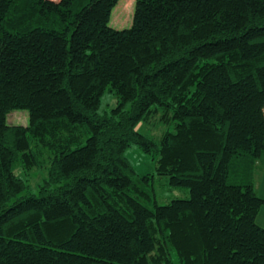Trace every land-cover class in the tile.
<instances>
[{
    "label": "trees",
    "instance_id": "obj_1",
    "mask_svg": "<svg viewBox=\"0 0 264 264\" xmlns=\"http://www.w3.org/2000/svg\"><path fill=\"white\" fill-rule=\"evenodd\" d=\"M133 1L0 0V264H264V0ZM132 145L189 197L145 205Z\"/></svg>",
    "mask_w": 264,
    "mask_h": 264
},
{
    "label": "rangeland",
    "instance_id": "obj_2",
    "mask_svg": "<svg viewBox=\"0 0 264 264\" xmlns=\"http://www.w3.org/2000/svg\"><path fill=\"white\" fill-rule=\"evenodd\" d=\"M133 4V0H119L112 11L110 25L118 30L128 28L132 23ZM115 103L116 99L110 98L109 94L106 93L103 97L102 110L112 108ZM7 122L9 125L27 126L29 123L28 112L24 110L13 111L9 114ZM173 128L174 124L171 121L169 123L162 122L160 114L153 115L146 122L140 123L137 126V130L141 134L155 142L158 141L161 135L166 131H173ZM125 156L133 166L138 177H143L145 175L152 176V180H149V186L144 185V190L150 195V200L144 202L145 205L151 207L154 202L158 205H165L172 200L187 199L189 197L187 191L170 188L167 184V178L155 174L157 157L143 154L134 145L127 149ZM48 165L49 164H45L40 169H34L25 174H23L21 170L16 172V174L23 178L30 186L29 193L31 195L37 194L38 184L47 176ZM260 185L261 182L258 177L255 184V191L259 196L262 195L264 197V185L262 187Z\"/></svg>",
    "mask_w": 264,
    "mask_h": 264
},
{
    "label": "crops",
    "instance_id": "obj_3",
    "mask_svg": "<svg viewBox=\"0 0 264 264\" xmlns=\"http://www.w3.org/2000/svg\"><path fill=\"white\" fill-rule=\"evenodd\" d=\"M257 172H258V175H257ZM257 176L259 177V180L261 182V185L260 186L262 187L264 185V160L262 162H258L257 165H256V170H255V184H256V181L258 180V177ZM257 195H258V193H257ZM259 197L264 200V197L262 195L259 196ZM263 210H264V206L261 208V210H260V212H259V214H258V216L256 218V223L259 226H261L262 228H264V212H263Z\"/></svg>",
    "mask_w": 264,
    "mask_h": 264
}]
</instances>
